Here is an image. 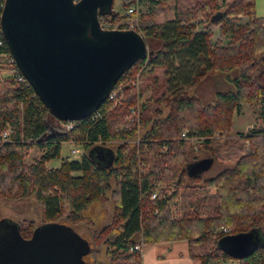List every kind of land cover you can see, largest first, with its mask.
<instances>
[{
  "label": "trees",
  "instance_id": "obj_1",
  "mask_svg": "<svg viewBox=\"0 0 264 264\" xmlns=\"http://www.w3.org/2000/svg\"><path fill=\"white\" fill-rule=\"evenodd\" d=\"M169 1L132 0L128 4L149 6L140 14L142 30L138 32L151 53L116 83L136 78L134 73L143 79L155 69H166L164 82L175 87L167 98H155L158 91H154L138 108L144 92L128 84L124 87L127 98L120 106L108 99L88 118L62 132L57 129L60 121L31 85L14 79L0 82V200L34 197L42 206L43 223L60 219L71 227L91 220L87 211L93 204L110 200L112 214L94 231L89 255L93 245L105 244L111 264H143L142 253L132 250L135 245L173 240H187L190 255L199 264L226 260L264 264V244L240 260L218 246L219 239L228 234L258 229L264 235V120L259 130L239 134V141L248 139L254 146L252 153L241 154L242 143L223 154L222 145L213 141L217 130L230 131L233 112L241 104L264 106V84L256 75L259 63L264 67V17L257 16V0H173V17L168 18ZM112 12L118 17V12ZM240 16L249 21L236 27ZM216 25L231 36L230 44L212 42L210 28ZM175 63L185 69H173ZM233 70H238L232 80L235 88L218 92L212 104L204 106L196 95L183 90L210 71ZM162 104L169 106L167 116H163ZM131 109L145 130L137 144L129 143L139 128L132 121ZM184 128L190 131L188 136L203 139L213 153L208 158L213 163L235 161V165L211 178L191 173L192 164L200 159H191L192 146L187 139H179ZM8 129L9 141L4 142L2 134ZM69 140L82 144L87 152L79 160L62 159L59 167H48ZM111 140L122 143L112 148L107 145ZM33 146L45 152L27 164L25 156ZM153 193H157L155 198ZM172 205L180 207L178 216ZM18 224L22 236L30 238L35 223ZM221 224L231 231L213 234L211 230ZM84 258L95 264L87 255Z\"/></svg>",
  "mask_w": 264,
  "mask_h": 264
},
{
  "label": "water",
  "instance_id": "obj_2",
  "mask_svg": "<svg viewBox=\"0 0 264 264\" xmlns=\"http://www.w3.org/2000/svg\"><path fill=\"white\" fill-rule=\"evenodd\" d=\"M114 0H5L1 27L18 68L49 112L59 121L88 118L104 104L118 80L150 55L133 29H104L100 16L112 15ZM213 161L192 164L201 173ZM264 244L258 229L228 234L218 241L234 259ZM88 240L60 222L36 226L24 238L17 221L0 219V264H90Z\"/></svg>",
  "mask_w": 264,
  "mask_h": 264
},
{
  "label": "rangeland",
  "instance_id": "obj_3",
  "mask_svg": "<svg viewBox=\"0 0 264 264\" xmlns=\"http://www.w3.org/2000/svg\"><path fill=\"white\" fill-rule=\"evenodd\" d=\"M132 0H114L113 9L114 12H118V17L115 18V15L112 17H106V21L108 22V28L112 29H133V30H142V23H141V17L140 14L143 12H146L148 10V4H140L138 6H130L128 5ZM173 0H170L168 2L169 9L166 12V16L168 18L173 17ZM257 13L260 15H264V0H258L257 1ZM130 9H135V12L130 13ZM114 18V19H113ZM249 21L248 17L246 16H240L235 21L234 25L236 27L244 26ZM198 29H202V26L198 27ZM212 33V42L216 43L220 46H225L231 43V36L225 35L222 33L220 26H212L210 28ZM239 42H237V45ZM264 55V54H263ZM180 66V69H185L181 65V63H175L173 69L175 67ZM172 72L175 74L179 73V70H172ZM230 72V73H229ZM228 73L221 72V71H215V72H208L204 77L196 81L193 85H184L183 90H188L194 95H196L201 103L205 105H209L214 103L216 99V95L218 92H225L230 91L235 88L232 80L238 75V70L229 71ZM136 78L130 79V81L125 80L121 85V91L120 96L119 93L117 97L110 99L112 101V104L114 106H120V103H123L125 99L127 98L125 95L124 87L128 84H131L132 86H137V92L143 91L144 96L143 98H139L138 103L136 107L139 108L140 102L142 103V100L144 101L146 98H149L151 95H154V91H158V95L155 98L158 99H164L167 98V96H171L173 90H175V87H173L169 83H165L164 79H167V71L166 69H155L148 73L146 76L142 78L137 77L138 74L134 73ZM256 75H258V79L262 84H264V67L262 64L259 63L258 69L256 70ZM133 76V74H132ZM130 77V76H129ZM10 78L5 73H2L0 75V82L2 83H9ZM163 106V104L161 105ZM169 106H163V116H167L169 113ZM264 106L257 105L253 103H243L240 105L239 110H234L233 112V121L230 128V131L227 133H222L221 130H217L214 134L213 141H215L216 144L222 145L221 152L223 154H226L227 151L231 150V147L237 146L240 147L243 143V149L241 150V154H249L254 152V146L252 147V144L247 139H244L243 141L240 140L239 134H250L253 131L259 130L261 127H263V120H264V114H263ZM139 117V116H138ZM64 121L58 122L57 129L64 132L69 131L71 129H67L66 126L67 123H63ZM122 125H120V129L122 128ZM127 126V125H124ZM139 127V126H138ZM125 128V127H124ZM188 132V128H184L181 131V135L179 136V139L182 137V132ZM145 132V130L142 129V127L138 128L136 135L132 137L129 140L130 144H137L142 139V134ZM7 133V134H6ZM11 134V130L8 129L2 134L3 141H9V137ZM190 138L187 140H184L188 142L189 146H192L190 149L191 155L190 158L193 159L194 156L196 158H199L200 160L208 159L211 157L212 151H210L207 147V144L204 145V141L199 140L196 137L189 136ZM108 146L115 148L116 145L122 143L119 140H111L107 142ZM214 147V146H213ZM77 148L79 150V153L73 154L72 149ZM163 151V149H162ZM226 151V152H225ZM45 152V150L41 149L38 146H33L30 150L27 151V154L25 156V162L27 164H31L32 162H35L39 160L41 155ZM87 152L86 148L82 144H78L76 142H73L72 140H69L67 142H64L62 144L61 154L59 158H56L54 160H51L47 163L48 167H59L61 164L62 159H68V160H74V159H81V156ZM109 157V156H108ZM198 159V160H199ZM233 164H221L219 162H214L210 166L209 169L201 172L202 176L205 178H211L217 175L221 170H223L226 167H229L230 165L233 166ZM230 166V167H231ZM199 180V179H198ZM189 182H192L194 185L199 184L197 182L189 180ZM161 186V185H160ZM160 187H158L157 191H159ZM215 191V190H214ZM213 191V192H214ZM113 205L112 202L106 201V202H98L93 204L87 211L88 215L91 216V220H85L83 222H79L74 225V230L80 234L84 239L88 241H92L94 231L99 230L101 227H103L109 220L111 214H112ZM172 209L176 211L175 216L179 215V206L172 205ZM9 218L14 221H33L36 226L42 224L43 221V214H42V206L41 204L34 198L29 197L27 199H1L0 200V219L2 218ZM56 222H62V220L57 219ZM222 228H225L227 230V233L231 231L230 226L221 224L219 227L213 228L211 232L215 234V232H221ZM262 239L264 240V235L261 234ZM106 245L102 243H98V245H93L92 253L87 255V258L94 262L95 264H111L110 257L106 253ZM223 264H240L238 261L234 260H226L223 262Z\"/></svg>",
  "mask_w": 264,
  "mask_h": 264
},
{
  "label": "built area",
  "instance_id": "obj_4",
  "mask_svg": "<svg viewBox=\"0 0 264 264\" xmlns=\"http://www.w3.org/2000/svg\"><path fill=\"white\" fill-rule=\"evenodd\" d=\"M4 6H5V0H0V75L2 73H5L6 75H8L10 78L16 80L17 82L30 85V83L28 82L26 77L22 74L21 70L18 68L17 63H16L11 51L8 48L7 41H6L4 34H3V31H2L1 18H2V13L4 10ZM133 12H135V9H130V13H133ZM106 17H108V16H100L101 26L104 29H112V28H108V25H107L108 22L106 21ZM130 69L127 72H129ZM127 72H125L124 74H126ZM137 77H138V75H137ZM121 85L122 84H120V85L116 84L115 85L114 90L112 91V93L110 94L108 99H112V98L117 97L118 93L121 91ZM130 115L132 116V121L137 122V124L136 123L135 124L138 127L139 126V117H138L136 110L131 109ZM63 123L68 124L66 126L67 129H71L73 127L72 126L73 122H65L64 121ZM129 128H130L129 125L125 126V129H129ZM182 137L185 139H189L188 132L183 131ZM165 149L166 148L164 147L163 150H165ZM72 153L73 154L79 153V150L77 148H73ZM156 196H157V193L152 194V198H155ZM222 231L227 233V230L225 228H222ZM133 249L142 253L143 244H137L132 248V250Z\"/></svg>",
  "mask_w": 264,
  "mask_h": 264
},
{
  "label": "crops",
  "instance_id": "obj_5",
  "mask_svg": "<svg viewBox=\"0 0 264 264\" xmlns=\"http://www.w3.org/2000/svg\"><path fill=\"white\" fill-rule=\"evenodd\" d=\"M257 16L264 17L259 13ZM142 262L143 264H199V261L190 255L187 240L161 241L143 245Z\"/></svg>",
  "mask_w": 264,
  "mask_h": 264
}]
</instances>
